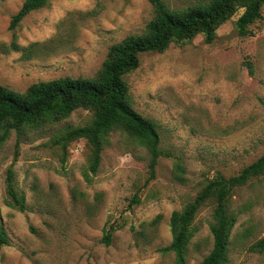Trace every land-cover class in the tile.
Returning <instances> with one entry per match:
<instances>
[{"label":"rangeland","instance_id":"obj_1","mask_svg":"<svg viewBox=\"0 0 264 264\" xmlns=\"http://www.w3.org/2000/svg\"><path fill=\"white\" fill-rule=\"evenodd\" d=\"M165 1L184 8L198 0ZM23 2L0 0V82L17 91L64 76H95L109 47L142 33L154 16L148 0H49L12 30ZM243 12L221 24L212 43L199 34L164 52L143 53L126 75L134 108L159 126L164 155L154 179L148 181L147 150L118 131L110 134L96 174L85 139L72 142L63 160L52 137L92 120V111L79 108L22 134L16 186L29 209L19 211L6 202V171L17 150L11 132L0 148V222L9 239L0 244V264H175L173 252L159 251L172 241L173 211L217 172L236 175L264 154V4L246 36L236 28ZM230 205L238 218L227 264H264V252L250 249L264 236V177L235 189ZM213 208L210 200L195 218L186 264H200L212 248Z\"/></svg>","mask_w":264,"mask_h":264},{"label":"trees","instance_id":"obj_2","mask_svg":"<svg viewBox=\"0 0 264 264\" xmlns=\"http://www.w3.org/2000/svg\"><path fill=\"white\" fill-rule=\"evenodd\" d=\"M49 0H24L13 15L10 29H16L32 11L43 8ZM154 9L153 18L144 31L126 36L109 47L102 67L93 77L64 76L39 81L25 91H17L0 82V148L11 132L17 133V150L13 162L6 171L7 205L19 211L29 209L24 194L16 186L15 163L21 136L27 131H41L71 116L79 108L92 111V120L85 125L66 126L52 137V143L61 147L64 158L69 145L85 139L90 147V171L96 174L101 163L102 152L113 132L125 133L137 145L144 147L149 155V178L156 176V167L164 155L159 126L154 120L138 112L133 105L126 75L140 65V56L147 52H164L171 43L181 44L202 34L206 43H212L218 27L243 8L236 20L238 34H251L250 26L261 18L264 0H198L184 8L171 7L165 0H148ZM35 43L27 48L31 56ZM14 49L19 47L14 45ZM249 72L252 74L251 63ZM177 172L184 171L176 163ZM264 177V154L243 167L233 176L226 177L217 172L182 210L173 211L170 217L172 241L159 249L162 253L173 252L175 264H186L188 245L195 235L194 221L200 209L214 200L210 232L213 244L210 252L200 264H227L229 262L232 230L238 213L231 208L230 201L235 189ZM135 196L133 202H139ZM1 212V210H0ZM113 227L106 230L104 242L110 244ZM250 228L242 236H248ZM0 244L9 245V239L0 222ZM250 249L264 252V236L257 239Z\"/></svg>","mask_w":264,"mask_h":264}]
</instances>
